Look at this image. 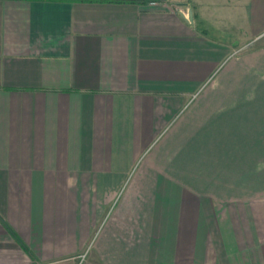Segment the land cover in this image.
<instances>
[{"label":"crops","instance_id":"1","mask_svg":"<svg viewBox=\"0 0 264 264\" xmlns=\"http://www.w3.org/2000/svg\"><path fill=\"white\" fill-rule=\"evenodd\" d=\"M151 1L0 0V264H264V0Z\"/></svg>","mask_w":264,"mask_h":264},{"label":"rangeland","instance_id":"2","mask_svg":"<svg viewBox=\"0 0 264 264\" xmlns=\"http://www.w3.org/2000/svg\"><path fill=\"white\" fill-rule=\"evenodd\" d=\"M90 249V247H89ZM89 250L84 251L83 253L79 254L78 256H75L72 258V262H70L69 264L73 263V264H86L88 262L89 259Z\"/></svg>","mask_w":264,"mask_h":264},{"label":"built area","instance_id":"3","mask_svg":"<svg viewBox=\"0 0 264 264\" xmlns=\"http://www.w3.org/2000/svg\"><path fill=\"white\" fill-rule=\"evenodd\" d=\"M160 4H161V3H160L159 1H156V0L151 1V2L149 3L150 6H159ZM174 10L178 11L179 8L176 7V9H174Z\"/></svg>","mask_w":264,"mask_h":264},{"label":"water","instance_id":"4","mask_svg":"<svg viewBox=\"0 0 264 264\" xmlns=\"http://www.w3.org/2000/svg\"><path fill=\"white\" fill-rule=\"evenodd\" d=\"M189 19H190V20H192V19H193V14H192V12H191V11L189 12Z\"/></svg>","mask_w":264,"mask_h":264}]
</instances>
